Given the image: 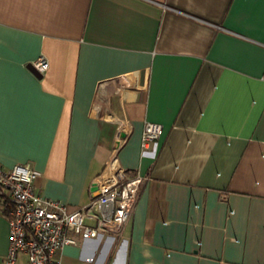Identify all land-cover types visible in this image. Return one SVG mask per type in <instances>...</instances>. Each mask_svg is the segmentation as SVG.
<instances>
[{
  "label": "crops",
  "instance_id": "0c3cea01",
  "mask_svg": "<svg viewBox=\"0 0 264 264\" xmlns=\"http://www.w3.org/2000/svg\"><path fill=\"white\" fill-rule=\"evenodd\" d=\"M113 157L131 215L60 264H264V0H0V165L75 209Z\"/></svg>",
  "mask_w": 264,
  "mask_h": 264
},
{
  "label": "built area",
  "instance_id": "2783aa9c",
  "mask_svg": "<svg viewBox=\"0 0 264 264\" xmlns=\"http://www.w3.org/2000/svg\"><path fill=\"white\" fill-rule=\"evenodd\" d=\"M39 73L48 66L40 57L33 63ZM162 133L158 123L146 122L141 136L143 154L155 156ZM40 173L28 164L0 165V206L9 224V242L2 264H60L55 255L78 238H115L129 219L142 182L138 173L128 174L113 157L93 180L95 195L75 209L41 197L33 190ZM24 255L23 262H18Z\"/></svg>",
  "mask_w": 264,
  "mask_h": 264
}]
</instances>
